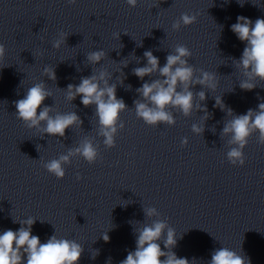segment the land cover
<instances>
[{
	"label": "clouds",
	"instance_id": "obj_1",
	"mask_svg": "<svg viewBox=\"0 0 264 264\" xmlns=\"http://www.w3.org/2000/svg\"><path fill=\"white\" fill-rule=\"evenodd\" d=\"M68 2L75 4L76 0H68ZM126 2L129 6L135 7L137 0H126ZM237 2L243 6L241 0H237ZM196 20L195 14L183 13L173 27L179 29L181 23L184 26H190ZM231 31L246 45L240 59H234L237 62V68L248 77L240 82L239 87L242 90L251 91L256 87L253 81L257 79L264 81V19L257 18L253 23L247 17L237 16V22L231 25ZM60 37L53 43L54 48H59L65 42V34L61 33ZM5 52V46L0 44V60L4 59ZM191 55L187 46L177 45L175 54H169L166 64L161 67L158 58L151 51H145L144 57L147 63L143 67L133 69L134 75L141 80L151 77L154 73L159 76L157 79L144 82L137 89L143 102L140 100L135 102L136 114L147 124L175 123L172 114L166 111L169 106L180 109L185 116L190 115L194 106V94L190 90L193 85L199 84L210 89L217 87L218 80L215 73L201 70V76L194 79V68L189 65L188 59H186ZM104 56L103 50H97L89 53L87 60L92 64H99ZM44 72L48 79H56L54 69L45 68ZM105 75L104 72H101L99 76L82 77L78 85L69 84L67 97L69 100H75L79 96L85 107L95 105L99 124L103 128L105 143L114 146L115 125L126 105L122 99H117L116 87L108 85ZM101 81L104 82L103 87H101ZM197 95L201 101L206 99L204 91H200ZM48 96L49 93L42 82L28 88L24 98L14 102L17 118L22 120L28 128H39L43 123L44 133L48 136L63 138L67 129L76 125L78 121L80 123L82 121L75 112L50 115L52 108L44 105ZM216 106L224 108L222 98H216ZM195 107L202 109L207 114V109L202 108L201 105ZM227 111L231 113L232 110L229 108ZM192 130L197 134L203 132V129L195 124L192 126ZM253 131L258 132L260 141L264 142V102L259 103L257 109H248L246 114L234 115L225 124L223 133H231L230 143L235 145L227 153L228 160L232 165H244L243 149L247 146L248 138ZM187 143L185 138L181 142V146H186ZM75 152L90 163L94 162L97 156L90 143H84L76 148ZM71 155L73 152L70 150L68 155L51 160L45 166L47 171L57 179H63L65 172L62 163L68 162ZM77 179H81V177L78 175ZM156 214L154 208L145 210L147 217ZM20 223L22 226L17 231L8 229L0 234V264H25V256L26 264H78L83 252L79 243L69 239H58L55 235L51 236L46 243H41L38 236L32 235L31 229L35 223L33 218H28ZM135 232L136 248L134 251H129L120 264H195V259L189 261L187 258H179L172 251L177 242L176 233L164 221L154 220L151 224H144ZM102 239L109 242L110 237L104 233ZM160 241L163 242L164 249L167 251L162 250ZM98 254L99 251L96 250V255ZM92 258L95 259V256ZM107 264H111L110 259ZM208 264H250V260L243 254L242 249L240 253H237L227 247H221L213 251Z\"/></svg>",
	"mask_w": 264,
	"mask_h": 264
}]
</instances>
